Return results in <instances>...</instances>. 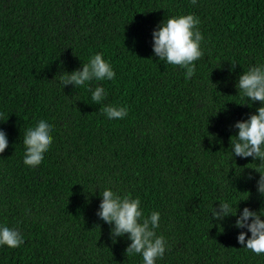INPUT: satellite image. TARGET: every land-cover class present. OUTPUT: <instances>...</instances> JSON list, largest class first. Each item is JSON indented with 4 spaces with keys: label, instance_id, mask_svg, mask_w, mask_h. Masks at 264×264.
Here are the masks:
<instances>
[{
    "label": "trees",
    "instance_id": "obj_1",
    "mask_svg": "<svg viewBox=\"0 0 264 264\" xmlns=\"http://www.w3.org/2000/svg\"><path fill=\"white\" fill-rule=\"evenodd\" d=\"M200 18L203 56L184 69L158 61L152 32L172 15ZM100 52L116 72L102 85L105 104L126 105L109 120L102 104L60 76L82 70ZM264 63V0H0V220L26 239L0 246V264H141L131 243L97 211L111 187L138 196L145 215L161 213L168 241L157 264H264L237 241L235 217L218 225L217 199L259 209L261 161L230 155L235 123L248 107L236 84ZM232 65L235 69L232 70ZM45 116L54 141L36 167L23 161V131ZM216 137V142L211 139ZM252 179L249 180V175ZM250 235V233H249Z\"/></svg>",
    "mask_w": 264,
    "mask_h": 264
},
{
    "label": "clouds",
    "instance_id": "obj_2",
    "mask_svg": "<svg viewBox=\"0 0 264 264\" xmlns=\"http://www.w3.org/2000/svg\"><path fill=\"white\" fill-rule=\"evenodd\" d=\"M196 5L198 0H190ZM200 18L193 13L172 15L162 20L152 32L153 51L158 61L166 65L178 66L184 69L185 79H191L196 71V61L203 56L202 44L204 36L200 31ZM235 65H232V70ZM116 72L110 61L102 53L97 52L83 62L82 70L64 73L60 76L62 87L74 84L86 89L91 94V101L102 104L100 111L109 120L124 119L128 115L126 105L105 104L107 92L102 85L92 87V82L114 81ZM238 95L246 99L248 107H254L260 102L255 114L247 119L237 121L234 127L237 133L230 137V155L253 161H261L252 167L259 173L256 181V192L259 194L261 207L253 209L245 204L241 209V201L234 206V200L229 198L217 199L219 208L212 205L209 209L211 220L220 222L228 217H235L233 227L241 231L237 234V241L244 245L246 251L257 255L264 254V63L248 67L240 74L236 84ZM54 123L45 116L39 117L35 123L23 131V161L25 164L36 167L44 161L53 141ZM216 142V137L211 139ZM9 147V138L5 130L0 129V153ZM253 177L250 174L248 179ZM101 203L97 215L106 223L114 225L112 235L124 236L131 243L125 249L129 257L139 255L141 264H157L163 259L168 248V241L161 233V213L158 210L145 215L142 201L138 196L121 194L111 187H105L101 192ZM223 226V225H222ZM250 233V235H249ZM26 236L18 224L10 223L6 219L0 220V246L5 244L11 247L21 245Z\"/></svg>",
    "mask_w": 264,
    "mask_h": 264
}]
</instances>
